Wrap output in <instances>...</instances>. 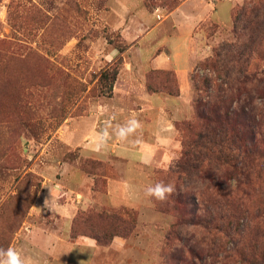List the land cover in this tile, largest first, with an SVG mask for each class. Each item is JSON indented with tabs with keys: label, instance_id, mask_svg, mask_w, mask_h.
<instances>
[{
	"label": "rangeland",
	"instance_id": "obj_1",
	"mask_svg": "<svg viewBox=\"0 0 264 264\" xmlns=\"http://www.w3.org/2000/svg\"><path fill=\"white\" fill-rule=\"evenodd\" d=\"M255 1L259 0H235V5ZM114 3L0 0V248L14 247L33 264H166L165 256L184 246L195 247L199 253L207 250L203 232L191 227L181 231L183 240L168 242L175 213L163 201L144 195L147 184L163 180L180 157L178 128L181 149L166 167L137 170L135 175V171L123 169V158L88 152L85 133L90 118L104 113L98 102L114 96V90L111 94L103 88L101 72L117 62L120 46L126 48L120 71L124 54L138 41L133 56L139 51L146 58L152 55L150 45L160 28L146 34L162 18L160 14L173 7L171 0H132L134 17L125 38L113 25L114 10L108 13L110 5L116 7ZM161 4L164 7H156ZM184 9L180 17L169 18L161 28L171 31L175 20L181 24ZM221 16V25L207 22L198 27L197 36L206 37L200 45L205 53L191 74L190 116L177 122L194 116V101L201 92L192 78L196 77L198 85L199 78L215 77L211 70L199 67L200 63L211 58L220 43L233 39L232 15L221 12ZM120 178H136L140 185L144 182L138 202H121L117 197L112 202L105 200L109 179ZM82 195L92 203L79 204ZM46 198L48 207H44ZM103 209L134 212L136 224L130 234H121L115 225L107 227L108 221L88 224L82 220ZM104 231V242L117 238L127 243L125 248L96 244L91 249L73 244L79 239L96 242L92 237Z\"/></svg>",
	"mask_w": 264,
	"mask_h": 264
},
{
	"label": "trees",
	"instance_id": "obj_2",
	"mask_svg": "<svg viewBox=\"0 0 264 264\" xmlns=\"http://www.w3.org/2000/svg\"><path fill=\"white\" fill-rule=\"evenodd\" d=\"M179 4L171 0L167 7ZM231 15L233 39L200 63L215 73L213 79L199 78L197 85L192 78L201 95L193 118L175 124L182 152L160 181L175 187L163 201L176 215L168 242L183 240L181 231L191 227L203 232L207 250L184 246L167 254L166 264H264V0L235 5ZM118 49L117 62L100 74L111 94L126 50ZM146 88L150 94H181L174 71L148 72ZM82 220L108 221L107 227L115 225L126 236L136 224L126 209H103ZM106 233L92 237L98 246L112 245L114 239L103 241Z\"/></svg>",
	"mask_w": 264,
	"mask_h": 264
},
{
	"label": "crops",
	"instance_id": "obj_3",
	"mask_svg": "<svg viewBox=\"0 0 264 264\" xmlns=\"http://www.w3.org/2000/svg\"><path fill=\"white\" fill-rule=\"evenodd\" d=\"M131 1L115 0L116 7L113 9L110 5L108 12L114 10L116 21L113 25L122 31L125 38L131 31L128 29L132 26L130 21L134 17ZM179 2L180 4L171 12L165 15L160 14L162 18L147 32L146 35H149L158 27L160 28L150 45L152 55L146 58L144 52L139 51L133 56L132 51L139 47V41L124 54L125 63L114 85V96L97 103L104 113L91 116L92 120L89 119L88 130L85 133L89 139L88 152L100 155L114 154L123 158L126 165L123 169L135 171V175L137 170L169 166L178 157L181 145L177 140L178 130L175 122L190 116L191 74L204 56L200 45L206 37L197 36L198 27L207 22L220 24L221 12L231 14L235 6V0H179ZM220 2L223 3L220 5ZM227 2H231V5H227ZM182 9L184 12L181 24L175 20L171 31L161 28L163 22L169 18L176 15L180 17ZM158 11L164 10L158 8ZM180 27L183 29H179ZM150 70L174 71L180 82L181 94L172 97L163 93H148L145 87V75ZM111 116L113 120L110 119ZM133 117L141 122L142 127L130 135L126 141H121L117 136L119 127ZM98 134H107L106 148L100 152L95 150L94 142ZM146 180L148 183L149 178L147 177ZM140 182L136 178L109 179L108 192L104 198L109 202L117 197L121 202L136 203L145 187L144 182L141 185L138 184ZM82 196V201H78L79 204L92 203L91 198ZM73 244L81 245V247L85 245L91 249L97 247L96 242L90 239H79ZM126 244L125 241H118L116 238L112 247L124 249Z\"/></svg>",
	"mask_w": 264,
	"mask_h": 264
},
{
	"label": "clouds",
	"instance_id": "obj_4",
	"mask_svg": "<svg viewBox=\"0 0 264 264\" xmlns=\"http://www.w3.org/2000/svg\"><path fill=\"white\" fill-rule=\"evenodd\" d=\"M141 122L135 117L129 119L125 125L119 127L117 133L118 138L121 141H126L128 137L141 129ZM107 134H98L94 138L95 150L100 152L102 149L106 148V137ZM175 192V187L172 184H165L163 182L156 183L154 185H148L144 189V195L149 198H154L156 200L164 201L168 199ZM49 206V199L46 198L44 201V207ZM55 204L53 203V210ZM0 264H33V261L24 256L19 250L14 247L9 246L8 248H0Z\"/></svg>",
	"mask_w": 264,
	"mask_h": 264
}]
</instances>
